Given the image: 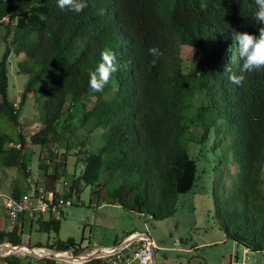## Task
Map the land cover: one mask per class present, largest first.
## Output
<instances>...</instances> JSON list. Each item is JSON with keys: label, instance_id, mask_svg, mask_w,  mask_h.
Listing matches in <instances>:
<instances>
[{"label": "trees", "instance_id": "1", "mask_svg": "<svg viewBox=\"0 0 264 264\" xmlns=\"http://www.w3.org/2000/svg\"><path fill=\"white\" fill-rule=\"evenodd\" d=\"M256 11L255 0H88L80 14L61 12L56 0H0L7 44L0 59V117L19 128L17 138L0 133V171L15 169L29 181L20 189L14 179L6 193L19 198L39 188L29 159L39 148L46 156L39 165L45 188L55 198L73 202L76 195L80 201L83 187L91 186L109 204L167 219L176 214L179 196L198 184L193 144L209 145L206 153L223 171L215 211L226 238L264 254V70L243 73L239 85L229 79L241 75L242 65L233 32L258 34L264 26L255 21ZM153 47L163 53L155 63ZM107 50L119 68L96 92L89 73ZM13 52L18 72L28 77L20 103L9 95ZM189 60L197 71L185 68ZM32 99L41 104L43 128L26 136L22 110ZM70 157L84 170L80 177L75 171L62 195L57 187ZM56 211L62 209L22 215L12 231L0 230V245H26L27 216L30 231L38 222L40 231L59 233ZM29 246L83 254L73 239ZM2 262L23 264V258L0 257Z\"/></svg>", "mask_w": 264, "mask_h": 264}, {"label": "rangeland", "instance_id": "2", "mask_svg": "<svg viewBox=\"0 0 264 264\" xmlns=\"http://www.w3.org/2000/svg\"><path fill=\"white\" fill-rule=\"evenodd\" d=\"M6 47L7 44L0 34V59L6 51ZM19 61L13 52L9 59V95L13 101L18 103H20L28 80L26 75L18 72ZM192 62L191 60L186 61L185 68L188 71H197V65ZM21 122L22 133L26 136L37 133L43 128L41 104L36 99L29 100L23 106ZM195 130L199 134V129L195 128ZM0 133L17 138L19 128L10 123L5 116H1ZM206 148L200 144H193V157L199 160V181L190 193L179 196L174 216L155 220L151 219L149 215L126 211L121 206L109 204L105 200H101L103 198L100 199V196L94 195L93 187L84 186L80 194V201L76 195H73L74 205L65 206L61 212H54L53 216L61 223L59 233L40 231L38 222L34 223L33 231H30V219L27 216L23 235L24 244L36 246L39 243L47 244L57 240L73 239L82 245V256H86L92 253L96 247L118 245L123 242L127 234L139 232L148 234L157 243L156 256L159 264H227L236 254H240L242 260L244 249L237 247L232 240L226 238L220 220L216 216L215 199L216 195H219L218 184L223 179V171H221L222 166L215 163L217 157L215 159L213 155L206 153L209 145ZM34 150V154L30 152L31 156H29L33 179L37 181V186L46 187L47 178L39 166L40 158L43 159L46 156L44 153L42 155L39 148ZM83 170V163L78 164L76 157H70L68 172L57 187L60 194L68 192L75 180L74 176L80 177ZM233 172L234 170H232ZM227 178V184L230 185V176ZM14 179H18L20 189L29 184V181L15 169L0 171V186L4 192H12L15 187ZM4 215V208L0 203V229L8 230L9 220ZM49 216L47 218H50ZM178 243L180 249L177 248ZM44 250L47 253H57L50 249ZM12 255L22 257L23 264H48L31 253L19 252ZM249 256L252 263L257 261L256 264H264V254L255 255L249 251ZM55 261L56 264H66L63 260Z\"/></svg>", "mask_w": 264, "mask_h": 264}, {"label": "built area", "instance_id": "3", "mask_svg": "<svg viewBox=\"0 0 264 264\" xmlns=\"http://www.w3.org/2000/svg\"><path fill=\"white\" fill-rule=\"evenodd\" d=\"M0 202L4 208L5 216L9 220V224L7 226L8 231H12L14 229L22 215L28 214L30 216H34L40 213H47L51 209L61 210L65 206L73 205V202L69 199L64 197L55 198L53 194L47 193L45 187L34 189L32 192H28L19 198L7 194L0 187ZM157 249V243L151 237L142 235L139 240L135 241L133 244L119 250H117L115 247L100 249L105 250L108 253H106L105 256H100L97 259H108V264H157ZM64 254L67 256H72L73 253L64 252ZM236 259L237 258L232 257V259L227 264H256L257 262L256 261L255 263H252L250 261L249 250H244L242 260ZM75 260L76 259L63 261L66 264H76Z\"/></svg>", "mask_w": 264, "mask_h": 264}, {"label": "clouds", "instance_id": "4", "mask_svg": "<svg viewBox=\"0 0 264 264\" xmlns=\"http://www.w3.org/2000/svg\"><path fill=\"white\" fill-rule=\"evenodd\" d=\"M258 11L254 14V19L260 25L264 26V0H255ZM56 5L61 12L82 13L88 7V0H56ZM233 42L238 48L239 57L242 60L240 67V76L230 75L232 83L239 85L243 80V73H253L264 70V27L258 29V34L248 32H233ZM156 62L163 53L159 48L149 49ZM119 68L116 62V56L111 50L101 53V62L94 71L89 73V86L96 92H102L109 83L113 73ZM226 73L231 72V67L224 66Z\"/></svg>", "mask_w": 264, "mask_h": 264}, {"label": "water", "instance_id": "5", "mask_svg": "<svg viewBox=\"0 0 264 264\" xmlns=\"http://www.w3.org/2000/svg\"><path fill=\"white\" fill-rule=\"evenodd\" d=\"M142 235H147L149 236L148 234H135L131 237H129L123 244L115 247L117 250L121 249V248H124V247H127L131 244H133L135 241L139 240V238L142 236ZM150 237V236H149ZM8 246L14 251V253H19L21 252L24 248H27L30 253L36 257V258H39V259H51V260H74V259H80L82 258V255L81 256H76L75 254H72V256H64L63 254L64 253H48V254H40V253H37L36 252V249H32L30 246L28 245H19V246H14V245H8V244H2L0 245V257H8V256H11L13 253H5V249L8 248ZM106 253H108L107 251L105 250H98V251H94L92 253H89L85 256V259H83L82 263H87V262H90V261H93L97 258H99L100 256L103 257L106 255ZM157 259V257H156ZM157 264L158 263V260H157Z\"/></svg>", "mask_w": 264, "mask_h": 264}, {"label": "bare ground", "instance_id": "6", "mask_svg": "<svg viewBox=\"0 0 264 264\" xmlns=\"http://www.w3.org/2000/svg\"><path fill=\"white\" fill-rule=\"evenodd\" d=\"M5 253H14V251L8 246V248L5 249L4 251ZM21 252H25V253H30V251L27 248H24ZM37 253H42V254H48L46 250L44 249H36ZM23 255V254H22ZM64 256H66L65 254H63ZM83 259H85V256H82V258L80 259H76L75 262L76 264L82 263Z\"/></svg>", "mask_w": 264, "mask_h": 264}, {"label": "crops", "instance_id": "7", "mask_svg": "<svg viewBox=\"0 0 264 264\" xmlns=\"http://www.w3.org/2000/svg\"><path fill=\"white\" fill-rule=\"evenodd\" d=\"M1 203V202H0ZM2 204V203H1ZM4 217H6L5 215H4ZM1 230V229H0ZM139 232H137L136 234H138ZM128 239V238H127ZM127 239H123V242H121L119 245H121V244H123ZM119 245H113V246H109V247H103V246H100V247H96L94 250H100V249H107V248H113V247H116V246H119ZM236 245V244H235ZM237 246V245H236ZM238 247V246H237ZM178 248V247H177ZM94 250H92V251H94ZM177 250V249H176ZM234 250V249H233Z\"/></svg>", "mask_w": 264, "mask_h": 264}]
</instances>
